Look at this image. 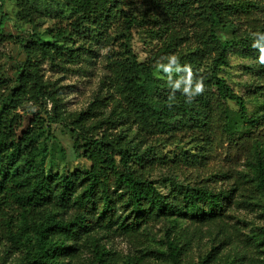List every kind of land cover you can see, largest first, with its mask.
I'll return each instance as SVG.
<instances>
[{"label":"rangeland","instance_id":"1","mask_svg":"<svg viewBox=\"0 0 264 264\" xmlns=\"http://www.w3.org/2000/svg\"><path fill=\"white\" fill-rule=\"evenodd\" d=\"M254 1L255 9L233 14L228 17L232 24L217 26L229 59L218 77L246 99L251 116L264 113V62L258 52L243 53L232 43L237 38L264 46V0ZM207 6L206 0H104L95 10L84 11L73 0H0V123L26 58L22 42L38 34L78 51V58L41 62L45 80L58 89L61 121L48 122V114L55 109L49 100L14 111L23 117L19 133L30 125L42 127L37 144L48 153L39 160L48 174L90 168L74 149L71 123L76 114L101 100L97 103L100 111L108 115L115 110L124 117L123 124L112 130L114 135H122L146 159L136 161L137 174L153 182L163 195H171L173 183L231 194L221 217L160 219L145 223L134 234L95 227L93 234L105 248L108 264L128 259L139 264H172L167 246L172 238L181 250V264H264V195L256 181L258 159L264 160V127L246 134L238 105L226 101L224 113L212 100L203 127L146 131L126 107L122 83L113 72L115 63L126 60L125 45L129 44L162 87L196 91L202 84V92L213 97L209 78L215 54L202 43L208 28ZM3 15L8 19L1 25ZM60 212L51 205L31 216L40 221ZM8 231L0 218V264H24L25 252L13 246ZM75 247L73 254L61 260L64 264H97L90 239L83 237Z\"/></svg>","mask_w":264,"mask_h":264},{"label":"trees","instance_id":"2","mask_svg":"<svg viewBox=\"0 0 264 264\" xmlns=\"http://www.w3.org/2000/svg\"><path fill=\"white\" fill-rule=\"evenodd\" d=\"M73 2L84 11L104 5V0ZM206 3L208 28L202 43L215 54L214 71L209 78L215 89L213 97L193 90L162 87L151 68L137 60L129 44L125 45L126 60L115 63L113 72L122 83L124 103L146 131L168 133L184 125L203 127L212 100L224 113L225 102H235L246 134L257 133L262 129L260 126L264 127V113L251 116L246 99L218 77L219 71L229 65V59L227 45L217 34V26L232 24L228 17L233 14L255 9V1L206 0ZM7 19L3 15L1 25ZM25 42L22 47L26 58L6 100L4 121L0 123V218L8 226L13 246L25 252L24 264H64L61 260L76 251L75 242L83 237L91 240L97 264H108L105 248L93 234L95 227L134 234L145 223L160 219L189 216L203 221L221 217L231 200L229 191L173 183L171 195L165 196L153 182L137 174L136 161L142 163L145 157L122 135H114L112 130L123 124L124 117L115 110L108 115L100 111L97 103L101 100L76 114L71 123L74 149L91 164L90 168L66 175L48 174L39 160L48 153L46 147L37 144L42 127L30 125L19 133L23 117L14 111L27 110L35 104L42 106L49 100L55 109L52 115L48 114V122L61 121L57 111L58 89L45 80L41 62L79 55L59 40L47 41L38 34ZM233 42L236 43L232 47L241 52L251 55L258 52L261 57L260 49L264 48L261 43L237 38ZM256 181L264 195L261 158L256 165ZM51 205L61 212L40 221L31 216ZM175 240L172 238L167 243L168 257L172 264H181V250ZM123 264L139 263L128 259Z\"/></svg>","mask_w":264,"mask_h":264},{"label":"clouds","instance_id":"3","mask_svg":"<svg viewBox=\"0 0 264 264\" xmlns=\"http://www.w3.org/2000/svg\"><path fill=\"white\" fill-rule=\"evenodd\" d=\"M260 51H261V57H260V59H261V62H264V48H261L260 49ZM171 59L173 60V61H176V57H171ZM191 77V72L189 71V78ZM189 82H190V79H189ZM185 91H187V90H185ZM203 91V85L202 84H198L197 85V88H196V92L197 93H200V92H202Z\"/></svg>","mask_w":264,"mask_h":264}]
</instances>
